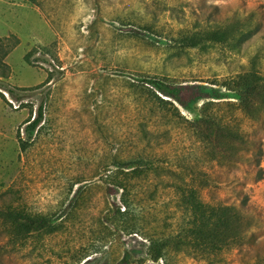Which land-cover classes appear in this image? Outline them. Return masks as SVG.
Instances as JSON below:
<instances>
[{
	"label": "rangeland",
	"instance_id": "rangeland-1",
	"mask_svg": "<svg viewBox=\"0 0 264 264\" xmlns=\"http://www.w3.org/2000/svg\"><path fill=\"white\" fill-rule=\"evenodd\" d=\"M37 1L40 6L31 0H0V46L15 44L0 58V208L56 211L70 204L80 185L82 192L64 230L45 240L14 246L0 223V264H76L73 253L96 248L99 253L87 264L121 262L127 251L138 259L145 256L142 236L129 235L106 219L108 208L120 205V192L106 181L113 157L146 152L172 161L190 151L193 140L167 123L166 112L138 97L130 82L145 74L166 75L212 87L216 76L247 65L249 54H234L221 45L209 53L177 50L173 38L230 10L257 9L264 23V0ZM154 15L158 28L143 29L140 25ZM263 42L264 29L246 53L253 54ZM41 104L44 119L33 130ZM243 128L264 144L261 123L245 119ZM208 169L229 181L203 190L206 201L233 203L247 196L262 218L253 227L260 244L222 256L233 264L246 263L264 247V178L255 181L244 167ZM161 173L134 189L151 217H163L167 205L174 208L173 191L161 185ZM156 183L159 191L148 203ZM172 264L208 263L181 253Z\"/></svg>",
	"mask_w": 264,
	"mask_h": 264
},
{
	"label": "trees",
	"instance_id": "trees-1",
	"mask_svg": "<svg viewBox=\"0 0 264 264\" xmlns=\"http://www.w3.org/2000/svg\"><path fill=\"white\" fill-rule=\"evenodd\" d=\"M31 1L40 6L39 1ZM158 21L154 15L152 22L140 26L155 31ZM195 28L193 31L180 30L179 37L173 38L177 50L198 49L209 53L221 45L234 54H249L248 64L226 75L216 76V80L211 82L216 87L188 85L171 76L149 74L133 78L130 82L138 97H144L147 103L152 102L166 112L163 116L167 117V123L191 136L193 146L172 161L156 159L146 152L128 159L113 157L106 181L112 189L120 192V205L115 204V209L108 208L106 219L129 235L142 236L145 256L136 259L132 251H127L121 262L107 261L108 264H172L173 256L181 253L205 260L208 264H233L222 257L226 251L261 243L253 227L262 218L249 204L247 196L241 202L224 203L206 201L202 192L229 181L217 174L212 175L208 166L214 171L217 168L233 170L244 167L246 174L255 181L264 178L263 141L243 128L245 119L264 126V44L253 54L246 53L247 46L264 29L262 14L257 9L230 10V14L220 19L210 18L208 25H196ZM14 45L6 43L5 47L0 46V52L3 51L0 58L9 53L5 48L10 49ZM26 60L30 62L29 55ZM5 90L15 94L12 88L6 87ZM180 106L189 113L196 112V116L184 114ZM43 119L44 106L41 104L31 128H40ZM197 150L202 153L197 155ZM161 172L170 177L169 180L164 177L161 185L173 191L171 201L174 208L167 205L165 215L158 218L146 213V207L134 189L138 182L153 183L151 178L161 176ZM155 191H159L157 183L155 190L150 191L148 203L155 200ZM81 192L82 185L72 197L71 205L56 211L1 207L0 223L9 242L23 247L30 240L39 242L61 233L66 227L65 219L71 213L69 209L74 207ZM260 250L243 264H264V247ZM96 253H99V248L79 250L72 256L76 258L74 263L87 264L93 263L92 256Z\"/></svg>",
	"mask_w": 264,
	"mask_h": 264
}]
</instances>
